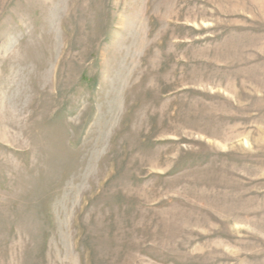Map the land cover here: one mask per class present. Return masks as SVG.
Returning <instances> with one entry per match:
<instances>
[{"label":"rangeland","instance_id":"374dc122","mask_svg":"<svg viewBox=\"0 0 264 264\" xmlns=\"http://www.w3.org/2000/svg\"><path fill=\"white\" fill-rule=\"evenodd\" d=\"M0 264H264V0H0Z\"/></svg>","mask_w":264,"mask_h":264}]
</instances>
